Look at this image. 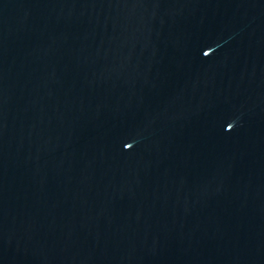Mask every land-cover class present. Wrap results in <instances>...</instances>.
Wrapping results in <instances>:
<instances>
[{"label":"water","instance_id":"water-1","mask_svg":"<svg viewBox=\"0 0 264 264\" xmlns=\"http://www.w3.org/2000/svg\"><path fill=\"white\" fill-rule=\"evenodd\" d=\"M0 264H264V0H0Z\"/></svg>","mask_w":264,"mask_h":264}]
</instances>
